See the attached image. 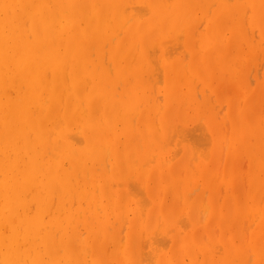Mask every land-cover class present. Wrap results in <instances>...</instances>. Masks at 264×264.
Returning a JSON list of instances; mask_svg holds the SVG:
<instances>
[{
  "label": "bare ground",
  "instance_id": "obj_1",
  "mask_svg": "<svg viewBox=\"0 0 264 264\" xmlns=\"http://www.w3.org/2000/svg\"><path fill=\"white\" fill-rule=\"evenodd\" d=\"M262 56L264 0H0V264H264Z\"/></svg>",
  "mask_w": 264,
  "mask_h": 264
},
{
  "label": "rangeland",
  "instance_id": "obj_2",
  "mask_svg": "<svg viewBox=\"0 0 264 264\" xmlns=\"http://www.w3.org/2000/svg\"><path fill=\"white\" fill-rule=\"evenodd\" d=\"M261 64V65H260ZM259 66H260V68H262L261 66H264V56H262V57H259L258 58V60H257V63H256V67L255 68H252V70H251V75L252 76H258V73H257V75H256V70L258 69L259 70ZM261 71H264V68H262V69H260L259 70V77H260V74L262 73ZM220 108H221V110H220ZM223 108V109H222ZM215 111L216 112H220L219 114H218V118H219V120H224V118H225V112H226V109H225V106H220V105H215ZM224 116V117H223ZM227 122V120H224L223 121V124L224 123H226ZM189 124V123H188ZM187 124V125H188ZM198 124V123H197ZM188 125L189 127H188V131L185 133L186 135H187V137H188V140H190V141H194L193 143L194 144H198L197 145V147H198V150H199V152H203L202 154H208V153H210V148H211V139H210V136H209V133L207 132L208 130L205 128V126H204V124H203V122H200V124L199 125H201V127L203 128H205L204 130H206V133H205V131H203L202 130V128L200 129V127L198 126V125ZM226 125V124H225ZM196 126V127H195ZM198 126V127H197ZM226 126H228V123H227V125ZM229 127V126H228ZM228 127H226V130L228 129ZM194 128V129H193ZM191 130V131H190ZM194 130V131H193ZM202 130V131H201ZM228 131V130H227ZM198 134H197V133ZM201 132V133H200ZM191 133V134H190ZM203 133V134H202ZM205 133V134H204ZM193 134V135H192ZM195 134V135H194ZM191 136V137H190ZM209 136V137H208ZM199 137V138H198ZM192 138V139H191ZM196 141H198V142H196ZM208 141H210V144H208ZM196 142V143H195ZM201 144H200V143ZM205 144V145H204ZM201 145H202V147H201ZM222 146L224 145V143H222L221 144ZM200 147V148H199ZM225 147V146H224ZM209 149V150H208ZM209 151V152H208ZM194 188V187H193ZM198 191V190H197ZM193 192L194 193V196H196V195H198L199 193L198 192ZM203 196V195H202ZM201 198V197H200ZM205 199H207L206 197H205ZM200 200V202H202V201H204V204L206 203L205 201L206 200H202V199H199ZM208 200V199H207ZM203 204V203H202ZM204 207H205V205H204ZM204 210V209H203ZM205 223V221H203V223L202 224H204ZM251 225V224H250ZM165 242H166V240H165ZM164 244V243H163ZM166 244H167V247H166V245H165V248H163V249H165V250H167L168 249V243L166 242ZM164 245H161L162 247L164 246ZM147 249V248H146ZM144 250V254H145V258H148V256L147 255H150L151 254V252L149 251V249H147V250ZM147 251V252H146ZM147 253V254H146ZM148 253H150V254H148ZM150 257H152L151 255H150ZM149 257V258H150ZM247 264H253V262H252V260H248L247 262H246Z\"/></svg>",
  "mask_w": 264,
  "mask_h": 264
}]
</instances>
